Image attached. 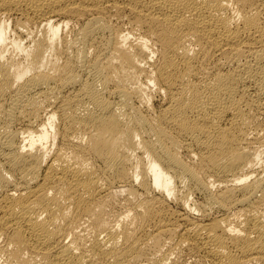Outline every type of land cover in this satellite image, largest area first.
<instances>
[{
    "label": "bare ground",
    "instance_id": "6f19581e",
    "mask_svg": "<svg viewBox=\"0 0 264 264\" xmlns=\"http://www.w3.org/2000/svg\"><path fill=\"white\" fill-rule=\"evenodd\" d=\"M0 264H264V0H0Z\"/></svg>",
    "mask_w": 264,
    "mask_h": 264
}]
</instances>
